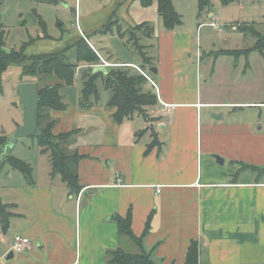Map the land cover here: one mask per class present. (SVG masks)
I'll return each mask as SVG.
<instances>
[{
  "label": "crops",
  "instance_id": "0c3cea01",
  "mask_svg": "<svg viewBox=\"0 0 264 264\" xmlns=\"http://www.w3.org/2000/svg\"><path fill=\"white\" fill-rule=\"evenodd\" d=\"M109 4L103 21H93V27L82 25L83 30L65 42L84 38L102 61L95 71H106L105 63L139 67L142 61L118 60L112 40L124 44L127 36L121 37L116 30L98 31L121 9L130 15L127 27L116 26L119 31L139 25L135 18L143 7L136 0H110ZM173 4L179 13L174 0ZM154 5L157 9V0ZM211 15H215L213 9L207 14L209 21ZM36 16L38 21L43 19L50 36L44 37L39 23V39L63 38L57 14L42 9ZM159 21L157 29L140 22L148 28L141 40L148 37L142 45L153 60L147 68L157 69L152 77L160 94L158 104L148 109V119L136 117L118 125L112 117L115 109L107 106L110 98L101 96L86 107L79 97L72 105L67 103L66 111L52 112L54 134L82 130L70 148L85 156L79 162L81 192L71 194L61 176L52 175L48 156L40 152L42 163L48 165L41 180L28 182L10 171L3 181L1 174L0 200L9 205L12 215L7 229L0 218V264H107L108 251L122 248L137 253L139 247L120 237L112 219L114 214L126 217L129 213L138 237L153 214L144 245L156 262L184 264L195 240L199 264H264V115L247 119L235 114L262 111L264 100L223 98V90L206 89V59L217 58L220 50L206 52L198 42L194 52L197 28L183 23L168 31ZM229 25L233 34L238 31V22ZM204 26L200 23L198 30ZM31 47L27 55L35 54L29 52ZM194 53L200 69L195 73L188 60ZM224 57L229 58V69H238L234 63L240 59ZM22 123L20 118L0 129V136L10 137ZM215 155L224 163H217ZM18 235L32 243L6 261Z\"/></svg>",
  "mask_w": 264,
  "mask_h": 264
},
{
  "label": "trees",
  "instance_id": "16d2710c",
  "mask_svg": "<svg viewBox=\"0 0 264 264\" xmlns=\"http://www.w3.org/2000/svg\"><path fill=\"white\" fill-rule=\"evenodd\" d=\"M37 1L42 4L58 5L62 0ZM136 1L143 8H149L153 5V0ZM235 1L237 0H220L223 6ZM211 7V0H198V18L200 19L204 14H208L212 9ZM157 10L166 30L172 31L183 24L182 16L176 11L173 0H157ZM115 18L116 15L113 14L98 32L103 34L113 32L112 27L115 24L116 26L119 25V20ZM39 23L44 28V37L50 38L45 22L41 17H39ZM237 30L244 35H253L256 39L254 46L244 50H220L215 53L216 57L230 56L238 60L244 56L248 59L251 52H257L264 56V33L256 29L255 23L238 24ZM147 33L148 28L145 23L123 32L119 31L121 37L128 36V42L136 47L143 58V64L139 68L155 76L147 68V66H153V60L148 57L145 47L140 44L141 35L146 36ZM5 36L4 25L0 22V92H3V75L12 66L20 68L21 80L27 77L29 79L27 82L35 84L40 98L37 121L41 133L36 137L38 139L39 152L42 155H48L52 166V175L61 176L70 193L73 195L78 194L83 188L79 176V162L85 156L70 148L77 142L82 130L76 129L54 134L53 129L56 120L52 116L53 111L61 112L67 110L69 105L64 102V96L61 91L65 87L74 85L75 79L79 75L77 70H82V105L86 107L87 104H93L92 99L95 102L99 101V84L101 83L110 95L107 106L110 109H115L112 117L118 125L136 117L148 119V109L158 104L157 95L149 86L148 80L135 67L112 65L106 71H95V66L101 65L102 61L84 38L58 52L27 55L26 49L35 39L23 44L18 50L7 51L5 49ZM69 49H74L75 54L69 55ZM71 56H75V62H71ZM248 65L249 63L247 62L246 68ZM47 77L57 81L39 86L35 80H31L42 81ZM8 139V136H0V176L4 165L9 163L13 169L20 171L28 182H32V167L30 164L16 157H8L6 160H2L1 157L5 146L8 144ZM245 167L250 166L246 165ZM8 208L9 205L3 204L0 200V218L4 229L8 228L9 219L12 215L8 212ZM112 219L118 225L120 237L128 239L140 250L137 253L128 252L122 248L108 251L106 253L107 264H164L156 262L152 257V252H147L144 245L145 237L151 232L153 214L149 216L144 233L140 237L133 230L132 213H129L126 217L114 214ZM199 258V243L193 240L184 264H199Z\"/></svg>",
  "mask_w": 264,
  "mask_h": 264
},
{
  "label": "rangeland",
  "instance_id": "374dc122",
  "mask_svg": "<svg viewBox=\"0 0 264 264\" xmlns=\"http://www.w3.org/2000/svg\"><path fill=\"white\" fill-rule=\"evenodd\" d=\"M212 9L215 15L219 17L218 23L222 26L224 34L220 33L216 28L209 26V20L207 14H204L202 18H198L197 2L198 0H174L179 13L182 16L183 23L186 26L197 28L198 34L195 35L194 52L199 46L208 51H218L221 49L230 50H244L250 49L254 46L256 39L253 35H244L242 32L237 31L233 34L229 23L238 22V24H253L255 23L256 29H259L264 33V0H237L227 6H223L220 0H211ZM110 0H62L58 5L42 4L37 0H0V21L4 25L6 32L5 36V49L11 51L13 49L18 50L25 43H28L31 38L35 41L30 45V53L43 54L54 52L57 49H63L72 45L66 43V40H73L78 35L79 29L82 31L83 26L93 27V21L101 22L106 11H109ZM108 6V7H107ZM190 6V8L188 7ZM243 6V7H242ZM106 7V8H105ZM42 9H48L51 13H55L59 16L62 26L60 32L63 35L61 40L49 39L47 42L45 39H39L40 25L36 16L37 12H41ZM76 10L77 19H76ZM93 13H97L93 15ZM144 13V14H142ZM129 12H124L123 9L119 10L116 14V18L119 20V24L123 27L128 26ZM81 16L83 17L81 21ZM136 22L140 24L142 21H147L154 26L155 29L159 26V20L161 19L158 10L155 5L150 8H142L141 14L136 16ZM204 23V27L198 30L199 24ZM54 27L52 31H54ZM58 29V28H57ZM113 32H119V27L116 24L112 27ZM126 30V29H125ZM221 34V35H220ZM128 37V36H127ZM124 39L123 42L118 40H112L117 51V57L119 61H135L143 62V58L137 51L136 47ZM199 40V41H198ZM226 40V41H225ZM148 41V37H144L140 44H144ZM65 42V43H64ZM37 46V47H36ZM36 47V48H35ZM69 55H74L75 50L69 49ZM220 57V56H219ZM217 57V58H219ZM195 53L192 59H188L193 63L194 73L198 69V64L195 59ZM207 58L205 65H207V75L205 77L204 85L208 87H217L223 90V98H246L255 101L264 100V56L251 52L246 59L244 56L240 58L239 62L235 61V65L238 64V69L234 70V67L228 68V57L222 56L220 59ZM229 59V58H228ZM233 60V59H231ZM230 60V61H231ZM71 62H75V56H71ZM247 62L249 63L246 68ZM82 71V70H81ZM81 71L77 70L79 74L75 79L74 85L71 87H65L61 93L66 95L64 102L72 105L78 100L82 99L83 82L81 79ZM29 79L24 77L21 80L20 68L12 66L4 75L2 80L3 93L0 92V129L8 128L13 123L22 118L24 120V108L21 97L18 92V86L23 82L26 83ZM35 80L39 86L46 85L48 83L56 82L50 77L45 78L42 81ZM26 81V82H25ZM100 96L110 98L108 91L104 89L102 84H99ZM263 113L260 110H245L240 114L235 113L236 117L252 118L253 115ZM48 156V155H46ZM8 157H16L25 161L32 167L31 180L39 181L43 177L42 171L48 168L46 162L42 161L39 153L38 139L36 137H30L18 144L5 146L2 160H6ZM16 172L19 175H23L20 171L13 169L9 163L5 164L2 169L3 181H7L6 176L9 172ZM24 177V175H23ZM25 178V177H24ZM26 179V178H25Z\"/></svg>",
  "mask_w": 264,
  "mask_h": 264
},
{
  "label": "water",
  "instance_id": "95a60500",
  "mask_svg": "<svg viewBox=\"0 0 264 264\" xmlns=\"http://www.w3.org/2000/svg\"><path fill=\"white\" fill-rule=\"evenodd\" d=\"M100 68V70H102ZM153 73H157V69H151ZM18 92L22 100L24 108V120L21 126L8 139L10 145L18 144L30 137H37L41 133L37 116L39 110L40 98L34 83H22L18 86ZM217 163L223 164L224 160L219 156H214ZM15 257L14 251H10L6 261L12 260Z\"/></svg>",
  "mask_w": 264,
  "mask_h": 264
},
{
  "label": "built area",
  "instance_id": "2783aa9c",
  "mask_svg": "<svg viewBox=\"0 0 264 264\" xmlns=\"http://www.w3.org/2000/svg\"><path fill=\"white\" fill-rule=\"evenodd\" d=\"M219 20L220 19L218 16L211 15L210 16V22L208 24L211 27L216 28L220 33H223L222 26L218 23ZM104 66L105 67H111L112 65L105 63ZM135 68L138 69L141 72V74L148 80L149 86L155 91L157 98H160L159 85L155 81V79L152 77V75L141 70L138 66H135ZM31 243H32V241L30 239L18 235L13 240L11 250L14 251L15 254H22L29 248Z\"/></svg>",
  "mask_w": 264,
  "mask_h": 264
}]
</instances>
